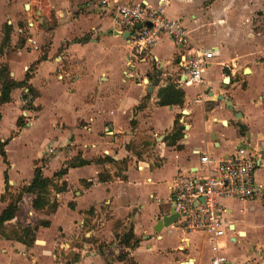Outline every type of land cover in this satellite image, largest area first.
I'll return each instance as SVG.
<instances>
[{"label": "crops", "instance_id": "obj_1", "mask_svg": "<svg viewBox=\"0 0 264 264\" xmlns=\"http://www.w3.org/2000/svg\"><path fill=\"white\" fill-rule=\"evenodd\" d=\"M128 1L181 19L195 48L214 51L201 86L177 84L184 79L178 48L165 36L128 66L130 51L118 35L115 13L101 11L94 0H45L44 7L41 0H0V67L15 82L30 69L27 85L37 93L23 100L27 89H14L10 102L0 105V143H6L8 163L0 156V197L5 172L9 192L16 194L37 167L51 179L73 158L90 162L53 180V212L35 211V196L22 195L5 226H49L38 227L30 247L0 237V264H209L203 234L173 226L155 231L171 209V182L200 166L196 151L203 147L220 160L246 146L264 161V60L222 61L223 52L230 56L218 41L225 38L208 30L238 26L228 39L243 40L239 26L247 9H264V0ZM5 25L11 30L3 43ZM129 71L134 77L125 79ZM168 84L183 90L181 107L158 105L157 93ZM209 92L222 95L232 109ZM177 118L182 137L170 146ZM101 174L107 181L99 180ZM256 178L264 180V166ZM8 200H0V214ZM220 206L228 264H264V203L226 199ZM128 230L139 240L133 249L116 239Z\"/></svg>", "mask_w": 264, "mask_h": 264}, {"label": "built area", "instance_id": "obj_2", "mask_svg": "<svg viewBox=\"0 0 264 264\" xmlns=\"http://www.w3.org/2000/svg\"><path fill=\"white\" fill-rule=\"evenodd\" d=\"M94 3L101 11L115 13L119 31L130 34L126 40L131 56L128 66L134 57L149 55L159 37L165 36L178 48V67L184 79L177 84L186 82L196 87L203 84L202 75L214 51L195 48L181 19H169L160 8L128 0H94ZM31 43L37 49L35 42ZM133 77L130 71L125 73V79ZM196 154L200 166L188 175L177 176L170 184L171 208L178 217L172 226L186 234H203L210 249L209 264H228L220 203L226 199L264 203V180L256 178L264 161L243 149L220 160L212 158L206 147Z\"/></svg>", "mask_w": 264, "mask_h": 264}, {"label": "trees", "instance_id": "obj_3", "mask_svg": "<svg viewBox=\"0 0 264 264\" xmlns=\"http://www.w3.org/2000/svg\"><path fill=\"white\" fill-rule=\"evenodd\" d=\"M10 27L4 26V40L3 43H6L9 39ZM30 72V69H29ZM29 72L26 73L25 79L21 82H15L9 77V72L6 66L0 67V105L4 103L10 102V93L14 89L23 88L27 89V93L23 95V100H28V97L34 98L37 93L27 85V82L30 79ZM158 105L162 107H171V106H179L181 107L184 102V92L182 89L177 88L174 84H168L166 87L161 88L158 93ZM142 105H140L137 109H140ZM18 128L22 127V123L19 120L17 124ZM241 134L245 132V128L243 126L239 127ZM183 126L179 123V118H177L174 122L173 132L169 137L168 144L170 146H175L177 141H179L182 137ZM5 142L0 143V156L3 159L4 164L8 166L6 161V154L4 151ZM107 160V159H106ZM111 161V160H107ZM85 160L79 159L78 157L73 158V160L67 162L58 172H56L51 179L45 178L42 175L40 168H35L33 173V178L28 186L21 188L18 193L14 196L9 192L10 186L8 183L7 173H4V184H5V195L0 197V200H3L6 196H9L7 207L0 214V237L7 240H15L20 242L27 247H30L35 240V235L38 227H48V222H39L38 226L35 227H17L8 229L5 226V223L14 218L17 213V205L23 194H32L35 196L32 207L35 211H46L53 212L57 208V204L51 203L49 204V189L51 187L56 188L53 183V180L56 178H61L65 174H67L68 169L77 168L84 165L89 164ZM108 176H103L102 174L99 176L100 181H107ZM64 184L57 188L56 190L61 192L64 190ZM116 239H119L120 243L125 245V247L133 249L139 244V240L135 238L133 231L128 230L123 235H116ZM101 248H103L101 246ZM100 248V250H101Z\"/></svg>", "mask_w": 264, "mask_h": 264}, {"label": "rangeland", "instance_id": "obj_4", "mask_svg": "<svg viewBox=\"0 0 264 264\" xmlns=\"http://www.w3.org/2000/svg\"><path fill=\"white\" fill-rule=\"evenodd\" d=\"M41 5L43 7L46 6L45 0H41ZM206 5H207V2L203 4L202 6L203 9L202 8L200 9L201 15H205L204 8L206 7ZM225 11L227 13L228 10H225ZM232 27L229 28L228 26H224L222 28L220 27L217 28V26L211 25V27L208 29L212 32H216V31L221 32L225 38L223 40H218V41L223 48H225L226 46L230 50L229 51L230 56L225 55L226 56L225 57L224 52H223L222 61H224L225 59H229L230 60L229 62L236 64L246 58H249L252 61L260 60V62L264 60V53H261L264 51V9L262 8L247 9V16L243 24L239 26V30L244 31L245 37L243 38V40L239 41L237 39H231V40L228 39L229 36L231 37L234 36L231 34L238 31L236 29L238 26H232ZM249 35H252V37ZM244 44H247V46H243ZM22 94H25V93L22 92ZM27 105H29V101L27 102ZM143 154H144L143 152L139 153V155H143ZM140 157L142 159V156ZM11 194L12 196L15 195L13 193ZM11 228L13 229L15 227H10L8 229H11Z\"/></svg>", "mask_w": 264, "mask_h": 264}, {"label": "water", "instance_id": "obj_5", "mask_svg": "<svg viewBox=\"0 0 264 264\" xmlns=\"http://www.w3.org/2000/svg\"><path fill=\"white\" fill-rule=\"evenodd\" d=\"M118 35L121 36L124 40H127V38L129 37L130 34H129L128 32H124V33L120 32ZM245 72L248 73V69H246ZM223 81H224V83L226 84V83H228L229 79L226 77V78H224ZM209 93H210V95H211L213 98H215V99L218 100V101H223V100H224L225 103H226V106H227L229 109H232L231 102L228 101L226 98H224L222 95L214 96L211 92H209ZM183 114L185 115L186 112L183 111ZM240 147H241V146H240ZM240 149H246V146H242V148H239V150H240ZM177 218H178V217H177V214H175V213H174V209L171 208L169 214H168V215H167V214L164 215V216L161 217V219L157 222V227H158V228H155V231H156V232H159V230H160L161 228H167V227L172 226L173 223L175 222V220H176Z\"/></svg>", "mask_w": 264, "mask_h": 264}]
</instances>
